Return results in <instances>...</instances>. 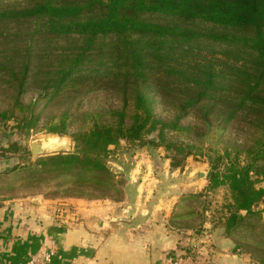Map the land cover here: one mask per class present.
I'll list each match as a JSON object with an SVG mask.
<instances>
[{
	"label": "trees",
	"instance_id": "16d2710c",
	"mask_svg": "<svg viewBox=\"0 0 264 264\" xmlns=\"http://www.w3.org/2000/svg\"><path fill=\"white\" fill-rule=\"evenodd\" d=\"M3 1L25 3L0 9V23H31L32 31L29 39L0 53L12 55L0 63V74L17 87L15 107H21L36 66L33 78L42 80L44 98H55L78 79L89 80L85 74L91 71L90 76L103 73L97 84L122 102L121 109L110 113L114 124L94 122L89 131L74 136L76 153L47 155L37 162L64 172L90 171L98 184L111 187L114 176L105 161L109 146L121 140L158 147L154 135L196 129L182 127L190 116L203 124L215 120L224 132L245 124L256 139L246 148L226 149L212 161L209 187L231 190L227 234L259 214L255 207L264 200V188L256 185L264 182V0ZM9 36L1 32L0 42ZM69 36L81 37L82 45L68 53L44 50L39 52L43 56H32L39 41L52 44ZM158 104L172 110L173 119H161ZM32 111L18 119L17 128L32 129ZM12 119L17 118L11 109L0 112V124ZM161 145L171 154L174 170L194 151L183 143Z\"/></svg>",
	"mask_w": 264,
	"mask_h": 264
},
{
	"label": "rangeland",
	"instance_id": "374dc122",
	"mask_svg": "<svg viewBox=\"0 0 264 264\" xmlns=\"http://www.w3.org/2000/svg\"><path fill=\"white\" fill-rule=\"evenodd\" d=\"M24 3L3 1L0 9ZM30 26L31 23L18 24L16 21L0 23V33L5 31L10 35L7 40H1L0 53L18 46V40L29 39ZM82 42L79 36H69L52 44L42 40L32 51V56H43L39 52L44 50L51 54L68 53L80 47ZM11 56L0 54V63L7 62ZM38 61L34 60L36 65ZM45 65L43 68L40 65L43 71ZM11 67L5 70L10 72ZM36 67L18 108L14 106L17 87L9 82L8 76L3 78L4 74H0V112L11 109L17 118L0 124V161L11 160L8 169L0 171V200L37 197L54 205V221L66 226L79 222L72 203L82 200L96 206L99 214L96 219L102 213L109 217L135 214L133 225L138 232L133 231L136 236L130 237V243L146 248L152 254L158 253L160 258L180 255L185 258V264H210L211 253L216 248L214 243L218 245L227 239V246L232 247L239 259H245L247 264H264V200L255 207L259 214L247 217L244 225L227 234L225 220L230 214L229 207L234 205L231 190L227 186L211 189L208 180L212 161L224 155L226 149L234 152L235 147L252 145L256 139L251 135L254 129L242 124L230 126L224 132L215 120L203 124L190 116L182 127L196 129L191 128V133L180 129L167 131L164 136L154 135L155 140L160 139L158 147L121 140L119 145L109 146L105 161L114 176L113 186L100 185L90 171L64 172L56 166L37 162L31 154V142L45 139L55 145L52 151L55 155L76 153L74 136L89 131L94 122L114 124L110 113L121 109L122 102L104 84H97L103 82L104 74L90 76L91 69L85 74L89 80L78 79L55 98H44V92L39 88L42 80L33 78ZM31 107L34 109L32 129L20 130L18 119L30 117ZM156 114L163 120L174 117L172 110L160 104L156 105ZM34 133L38 135L34 136ZM165 141L194 147L193 155L186 159L182 168H172L171 154L165 145H161ZM14 167L19 170L15 172ZM256 185L264 188V182ZM209 235L212 241L203 242ZM161 261L163 264V259Z\"/></svg>",
	"mask_w": 264,
	"mask_h": 264
},
{
	"label": "crops",
	"instance_id": "0c3cea01",
	"mask_svg": "<svg viewBox=\"0 0 264 264\" xmlns=\"http://www.w3.org/2000/svg\"><path fill=\"white\" fill-rule=\"evenodd\" d=\"M10 161L1 160L0 171L8 169ZM72 205L77 209L79 222L66 226L54 221L56 207L37 197L0 200V264H23L50 242L57 245L53 264H160L168 257L160 258L158 253L130 243V237L136 236L133 231L138 232L133 225L135 214L109 217L102 213L96 219L99 214L95 205L82 200H75ZM209 237L205 236L203 242L210 243ZM214 244L210 264H247L227 246V239Z\"/></svg>",
	"mask_w": 264,
	"mask_h": 264
},
{
	"label": "built area",
	"instance_id": "2783aa9c",
	"mask_svg": "<svg viewBox=\"0 0 264 264\" xmlns=\"http://www.w3.org/2000/svg\"><path fill=\"white\" fill-rule=\"evenodd\" d=\"M57 256V245L55 242H50L38 254L28 258L23 264H53ZM163 264H185V258L180 255L168 256Z\"/></svg>",
	"mask_w": 264,
	"mask_h": 264
},
{
	"label": "water",
	"instance_id": "95a60500",
	"mask_svg": "<svg viewBox=\"0 0 264 264\" xmlns=\"http://www.w3.org/2000/svg\"><path fill=\"white\" fill-rule=\"evenodd\" d=\"M36 135H38V133H34V136ZM153 140H155V138H153ZM52 151L53 144L47 142L45 139H35L33 142H31V154L34 159L47 155H53Z\"/></svg>",
	"mask_w": 264,
	"mask_h": 264
},
{
	"label": "bare ground",
	"instance_id": "6f19581e",
	"mask_svg": "<svg viewBox=\"0 0 264 264\" xmlns=\"http://www.w3.org/2000/svg\"><path fill=\"white\" fill-rule=\"evenodd\" d=\"M53 146H55V145H53Z\"/></svg>",
	"mask_w": 264,
	"mask_h": 264
}]
</instances>
